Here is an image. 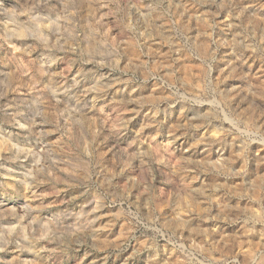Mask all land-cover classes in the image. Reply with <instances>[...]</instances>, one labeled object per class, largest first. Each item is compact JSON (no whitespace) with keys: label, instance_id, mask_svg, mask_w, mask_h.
Masks as SVG:
<instances>
[{"label":"rangeland","instance_id":"374dc122","mask_svg":"<svg viewBox=\"0 0 264 264\" xmlns=\"http://www.w3.org/2000/svg\"><path fill=\"white\" fill-rule=\"evenodd\" d=\"M0 264H264V0H0Z\"/></svg>","mask_w":264,"mask_h":264}]
</instances>
